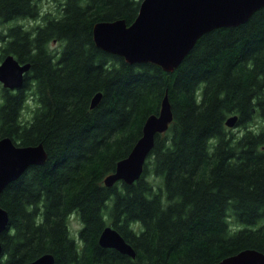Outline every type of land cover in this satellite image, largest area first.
I'll list each match as a JSON object with an SVG mask.
<instances>
[{"label":"trees","instance_id":"16d2710c","mask_svg":"<svg viewBox=\"0 0 264 264\" xmlns=\"http://www.w3.org/2000/svg\"><path fill=\"white\" fill-rule=\"evenodd\" d=\"M141 1L0 0V61L11 54L30 64L18 92L0 91V138L41 143L47 154L0 193L9 217L0 264L46 253L54 264H214L244 249L264 254V6L204 33L165 71L93 41L96 23L130 25ZM165 92L173 119L140 177L105 186ZM106 226L135 257L99 245Z\"/></svg>","mask_w":264,"mask_h":264},{"label":"water","instance_id":"95a60500","mask_svg":"<svg viewBox=\"0 0 264 264\" xmlns=\"http://www.w3.org/2000/svg\"><path fill=\"white\" fill-rule=\"evenodd\" d=\"M264 6V0H142L135 20L100 21L93 26L95 45L106 52L120 55L128 63L149 62L165 71H173L204 33L219 27H232L246 22L254 11ZM30 64H20L11 54L0 62L2 87L15 89L23 84V76ZM101 98L96 93L90 102L94 108ZM173 119L171 105L165 92L157 114L149 115L142 126L141 136L129 154L119 160L113 172L103 179L105 186L122 181L137 180L157 134L164 133ZM237 116L225 121L232 128ZM47 154L41 143L18 146L10 137L0 138V193L18 179L31 165L43 164ZM8 213L0 207V234L8 227ZM98 243L122 254L135 257L133 248L111 226L100 233ZM1 254V244H0ZM28 264H54L51 254H43ZM214 264H264V254L244 249Z\"/></svg>","mask_w":264,"mask_h":264},{"label":"rangeland","instance_id":"374dc122","mask_svg":"<svg viewBox=\"0 0 264 264\" xmlns=\"http://www.w3.org/2000/svg\"><path fill=\"white\" fill-rule=\"evenodd\" d=\"M42 6L43 7H50V4H47L45 1H43L42 2ZM21 23H25V21H22ZM4 27H5V25L4 26L3 25H0V31H2L4 29ZM51 46H52V48H55L56 47L55 45H51ZM2 88L3 87H2V85L0 83V91H1ZM27 111L28 110H26V112ZM79 227H80V222L78 221V219L75 216H71L69 218V228H70V230L73 231V232H75V231H77L79 229Z\"/></svg>","mask_w":264,"mask_h":264},{"label":"flooded vegetation","instance_id":"af4514ba","mask_svg":"<svg viewBox=\"0 0 264 264\" xmlns=\"http://www.w3.org/2000/svg\"><path fill=\"white\" fill-rule=\"evenodd\" d=\"M24 75H25V74H24ZM24 77H25V76H23V81H24ZM21 86H22V85H21ZM21 86L15 88V89H8V88H4V89H7V90H9V91L12 92V93H16V92H18V90L21 88Z\"/></svg>","mask_w":264,"mask_h":264}]
</instances>
